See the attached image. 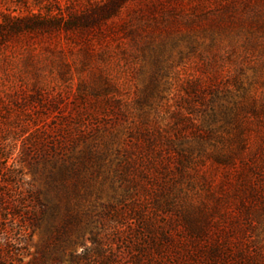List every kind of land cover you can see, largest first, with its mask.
Instances as JSON below:
<instances>
[{
    "label": "trees",
    "instance_id": "trees-1",
    "mask_svg": "<svg viewBox=\"0 0 264 264\" xmlns=\"http://www.w3.org/2000/svg\"><path fill=\"white\" fill-rule=\"evenodd\" d=\"M181 1L97 0L67 14L3 18L0 36L61 31L85 48L93 39L117 33L134 43L142 39L135 43L133 74L139 123L128 130L129 146L118 144L117 132L104 136L78 118L28 142L23 161L33 177L26 181L22 161L11 157L15 140L8 141L0 127V264H62L65 256L69 264H264L258 241L264 232V187L253 183L249 201L230 208L197 171L203 157L212 159L214 169L235 168L234 152L209 142L229 123L231 91L217 90L212 76H189L181 83L167 131L146 119L157 112L168 89L162 83L168 43L153 41L149 33L161 24L158 11L165 17L161 28L176 27L173 14ZM209 1L197 0L194 6L207 7ZM239 2L249 8V0H223L214 15L194 8L195 13L178 16L179 60L183 43L189 54L196 51L197 34L213 38L218 30L254 23L238 13ZM124 10L127 15L121 17ZM195 177L204 185L196 197ZM35 231L40 244L24 262V243ZM75 246L80 253H66Z\"/></svg>",
    "mask_w": 264,
    "mask_h": 264
},
{
    "label": "rangeland",
    "instance_id": "rangeland-1",
    "mask_svg": "<svg viewBox=\"0 0 264 264\" xmlns=\"http://www.w3.org/2000/svg\"><path fill=\"white\" fill-rule=\"evenodd\" d=\"M93 1L97 0H24L23 5L19 0H0V25L4 17L19 20L29 13L50 11L67 14L87 8ZM196 2L182 0L179 11L177 5L173 14L177 26L169 30L161 28L165 25L164 13H156L161 24L149 37L155 42L168 43L169 51L163 55L166 69L162 77L168 89L162 95L164 99L157 101V112L146 119L154 128L167 131L171 111L178 104L181 83L189 76L202 79L212 76L217 90L231 91L227 104L231 109L229 123L216 129V136L209 142L221 151H233L235 168L214 169L212 159L203 157L204 161L197 163V171L198 176L206 175L211 189L222 196L224 204L237 208L249 201L247 194L253 183L258 189L264 187V0H249V8L237 3L238 13L244 18L256 19V23L218 30L213 38L197 34L196 51L189 54L187 44L183 43L179 48L184 55L179 60L178 16L195 10L214 15L223 4V0H210L207 7L196 9ZM207 8L210 11H205ZM126 15L127 10L122 11L121 17ZM183 30L186 29L181 27ZM172 38L176 43L168 42ZM141 39L136 37L135 43ZM135 43L121 33L102 41L93 39L87 48L61 31L0 36L1 133L8 141L15 140L11 157L22 161L19 166L26 181L33 177L23 161L27 157L28 142L55 127L72 126L78 118L104 136L117 132L118 144L126 147L131 144L128 130L139 123L133 106L137 85L133 74L138 56ZM94 118L97 124L91 121ZM196 180L195 197L204 193L202 180ZM40 239L39 232L35 231L30 241L24 243L28 254L24 262L32 258ZM258 241L264 246V232ZM81 250L75 246L66 253L78 254ZM67 260L65 256L62 264H69Z\"/></svg>",
    "mask_w": 264,
    "mask_h": 264
}]
</instances>
